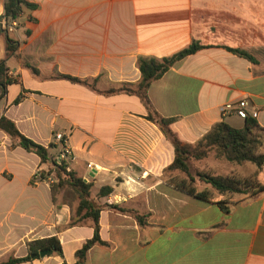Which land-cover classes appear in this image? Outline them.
Returning a JSON list of instances; mask_svg holds the SVG:
<instances>
[{
    "label": "crops",
    "instance_id": "1",
    "mask_svg": "<svg viewBox=\"0 0 264 264\" xmlns=\"http://www.w3.org/2000/svg\"><path fill=\"white\" fill-rule=\"evenodd\" d=\"M26 1L37 9L16 20L8 34L16 48L8 56L0 36V60L16 80L0 99V115L34 143L53 145L55 156L61 146L54 135H67L68 170L92 184L97 204L145 217L141 224L133 213L104 208L98 225H69L74 209L61 193L53 200L48 164L0 130V264L51 237L62 256L22 264H77L75 253L96 229L105 244L91 247L83 264H264V192L222 196L195 181L197 191L211 194L202 200L177 189L164 175L174 147L145 118L140 98L106 93L139 82V57L160 60L197 42L207 47L151 83L153 109L174 119L172 131L190 144L223 120L242 127L234 112L220 110L243 100L264 128V0ZM227 47L248 52L255 63ZM60 75L88 79L94 88ZM256 172L261 180L264 172ZM228 173L235 174L232 165ZM103 187L113 190L97 199Z\"/></svg>",
    "mask_w": 264,
    "mask_h": 264
},
{
    "label": "trees",
    "instance_id": "2",
    "mask_svg": "<svg viewBox=\"0 0 264 264\" xmlns=\"http://www.w3.org/2000/svg\"><path fill=\"white\" fill-rule=\"evenodd\" d=\"M35 9H37V6L26 0H4V13L0 17V36L6 37L7 56L14 52L16 46L3 28L2 21L10 23L11 21L19 19L25 10L32 11ZM205 47L207 46L193 42L187 48L160 60L150 57H139L137 62L141 74L139 82L134 86L124 84L120 88L109 90L106 93L123 92L140 98L146 107L147 112L145 118L156 124L166 139H168L174 147V161L165 169L164 175L168 182L177 189L196 198L208 200L211 198V194L208 191H197L194 187L195 181H202L222 196L248 195L254 197L264 192V183L256 182L254 179L253 181H251V179L241 180L235 176H220L202 172H192L191 163L213 156L215 159L223 160L235 166L249 163L256 168L257 174L264 172V152H259L263 143L261 136L264 135V128L258 124L255 118L252 116L245 118L242 127H234L223 120L213 125L199 141L190 144L179 140L171 129V124L174 119L163 118L159 115L153 109L148 97V90L152 82L160 79L176 63L185 57L195 54ZM226 49L255 63V59L244 50L228 47ZM59 78L94 88V82L91 84L88 79H80L65 75H60ZM15 82L16 80L9 76L5 61L0 60V99L5 97L7 87ZM19 100L20 98H18L15 103H18ZM0 130L7 134L17 145L39 156L41 163L48 164L49 170L46 175L54 177L53 183L51 184L53 200H55L58 193H61L64 202L71 209H74L69 225L74 226L84 220H90L95 225H98L100 212L104 208L119 210L125 213H133L137 220L143 224L142 220L145 216H141L136 212L125 210L114 205L97 204L96 200L91 196L92 184L85 182L83 179L76 176L75 173L69 171L67 161H59L57 158L58 156L51 154L50 149L53 148V145L44 147L34 143L21 134L15 123L4 115H0ZM176 171L184 174L186 178L174 175ZM42 177H45L44 174H42ZM112 190L111 187H103L96 198L106 197ZM217 204L221 210L226 213L228 212L227 206L223 203L219 202ZM96 244H105L100 240L97 229L95 230L93 238L87 240L82 248L75 253L77 264L84 263L88 251ZM27 247L28 255L26 257L10 258L7 262L2 264H22L34 259H40L39 253L45 250H49L48 255L57 253L62 256L61 246L56 237L31 241L28 243ZM52 248H55V250L52 251Z\"/></svg>",
    "mask_w": 264,
    "mask_h": 264
},
{
    "label": "rangeland",
    "instance_id": "3",
    "mask_svg": "<svg viewBox=\"0 0 264 264\" xmlns=\"http://www.w3.org/2000/svg\"><path fill=\"white\" fill-rule=\"evenodd\" d=\"M261 140L263 143H262V146L260 147L259 152H264V135L261 136ZM194 162H195L194 163L195 167L194 169H192V172L201 171L202 173H208L210 175H220V176H224L226 174L229 175L228 170L230 166L232 165L223 160L215 159L213 156H209L206 159H203L201 161H194ZM232 166L233 168H235V174L233 176L238 177L241 180L251 179V181H253L254 179L256 182H260V183L264 180V176L261 177V180H258V178H255V174H254L255 167L249 163L236 166V167L235 165H232ZM50 177L52 179V182L50 183L51 185L53 183L54 177L53 176H50Z\"/></svg>",
    "mask_w": 264,
    "mask_h": 264
},
{
    "label": "built area",
    "instance_id": "4",
    "mask_svg": "<svg viewBox=\"0 0 264 264\" xmlns=\"http://www.w3.org/2000/svg\"><path fill=\"white\" fill-rule=\"evenodd\" d=\"M2 26L6 30V32L9 34L15 31L17 27V23H16V20L11 21L10 23H5V21H2ZM247 106H248V102L246 100H243L239 102L237 106L232 105V104H225L224 106L221 107L220 111L223 116H226L229 113L234 112L238 118L243 119V120L247 118L248 116H252L253 118H256L257 113H253L252 115H250L247 112V109H246ZM68 139H69L68 136L61 132L56 133L54 135V141L61 146V151L57 157L59 161H68L69 159L71 151L68 145Z\"/></svg>",
    "mask_w": 264,
    "mask_h": 264
},
{
    "label": "water",
    "instance_id": "5",
    "mask_svg": "<svg viewBox=\"0 0 264 264\" xmlns=\"http://www.w3.org/2000/svg\"><path fill=\"white\" fill-rule=\"evenodd\" d=\"M51 250L54 251L55 248H52ZM48 253H49V250L41 251V252L39 253L40 258H43V257L47 256Z\"/></svg>",
    "mask_w": 264,
    "mask_h": 264
}]
</instances>
